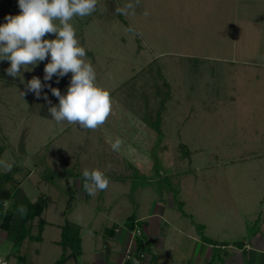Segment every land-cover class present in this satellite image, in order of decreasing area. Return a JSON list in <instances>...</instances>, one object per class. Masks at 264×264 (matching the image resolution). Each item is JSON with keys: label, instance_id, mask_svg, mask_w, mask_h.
I'll use <instances>...</instances> for the list:
<instances>
[{"label": "rangeland", "instance_id": "rangeland-1", "mask_svg": "<svg viewBox=\"0 0 264 264\" xmlns=\"http://www.w3.org/2000/svg\"><path fill=\"white\" fill-rule=\"evenodd\" d=\"M127 3L135 7L119 14ZM20 11L18 0H0V24ZM71 23L112 111L96 130L58 124L48 111L59 103L51 88L66 94L72 74L44 80L50 57L22 70L25 81L40 78L37 96L0 61V161L19 168L30 199H48L42 240L14 252L32 264L54 263L68 219L81 226L83 254L65 264H107L108 254L118 264L123 245L103 231L115 224L127 233L135 214L151 251L167 256L163 264L200 263L197 224L215 244H228L208 261L226 262L264 220V0H99L92 15ZM109 137L123 141L120 151ZM85 168L103 171L107 190L86 194ZM6 171L0 165V175ZM3 239L0 231V264H20L14 255L6 261ZM249 246L242 251L250 254ZM152 252L142 263L161 264Z\"/></svg>", "mask_w": 264, "mask_h": 264}, {"label": "clouds", "instance_id": "clouds-1", "mask_svg": "<svg viewBox=\"0 0 264 264\" xmlns=\"http://www.w3.org/2000/svg\"><path fill=\"white\" fill-rule=\"evenodd\" d=\"M98 2L18 0L20 13L7 15L6 23L0 24V61L10 62L6 73L13 78L20 77L28 91L40 96L44 85L36 76L25 81L22 70L31 71L49 57L44 67V80H51L54 75L63 77L72 74L66 94H62L58 88H51L59 103L52 105L49 102L48 111L58 124L66 122L83 129L96 130L104 125L112 111L110 93L97 83L95 69L90 62H86V50L80 46L71 23L75 17L92 15L97 10ZM134 7V4L127 3L117 12L127 15L128 10ZM127 31L139 35L131 26ZM48 34H54L55 38H45ZM21 94L24 95L23 92ZM106 142L113 151H120L123 144L121 139L113 140L111 137ZM0 165L11 170V164L5 161H0ZM82 187L86 194L95 196L98 191L107 190L109 179L99 169L85 168L82 172ZM26 211L23 205L18 208L21 216Z\"/></svg>", "mask_w": 264, "mask_h": 264}, {"label": "trees", "instance_id": "trees-1", "mask_svg": "<svg viewBox=\"0 0 264 264\" xmlns=\"http://www.w3.org/2000/svg\"><path fill=\"white\" fill-rule=\"evenodd\" d=\"M4 150L5 146H0V157ZM18 170L19 168L14 167L12 170L0 175V231L4 232V239L1 244L4 243L7 246V251L4 255L6 261L11 255H14L20 264H32L27 261L26 255L16 254L14 250L22 246L25 241L34 243L42 240V231L47 224L43 214L48 207V199L44 195L39 196L36 200L30 199L22 185V181L16 176ZM46 173L47 171L44 170L46 179L53 180L56 176L53 172H50V174ZM67 193L71 194V199L73 193L71 186L67 188ZM70 199L68 200V205H70ZM21 205L27 210L23 216L18 212V208ZM182 206L181 203V210L183 211ZM141 224L135 214H132L126 223L127 230L137 237L134 238V247L127 252L123 264H132L137 260H143L149 256V252H152V239L150 240L149 236L144 233ZM196 226L202 240L212 245L213 255H216L215 248H218V245L224 248L227 244L222 241L219 244H215L214 240L205 235V227L202 224H197ZM81 230L79 224L66 219L65 223L61 225V238L56 242L62 246L64 252L61 258L52 264H65L72 256L78 261V258L83 254ZM117 230L118 226L114 224L112 227L106 228L103 231V235L108 239H114ZM236 243L240 244L241 242L235 241ZM154 256L155 254L153 253ZM153 257L151 255L152 259ZM153 260H155V257Z\"/></svg>", "mask_w": 264, "mask_h": 264}, {"label": "crops", "instance_id": "crops-1", "mask_svg": "<svg viewBox=\"0 0 264 264\" xmlns=\"http://www.w3.org/2000/svg\"><path fill=\"white\" fill-rule=\"evenodd\" d=\"M262 224H263L262 227H258L257 229L252 230L253 232L251 233L250 238H248V241H247L246 237L243 239V241H242L243 242V246H241L238 249L239 252H237V254H231V255L227 254L226 257H224L225 258L224 261L226 260V262H223L222 264H264V220H263ZM130 234H131L130 231H128L127 233L125 232L124 234L121 233L120 235L118 233L116 234L114 243H118L121 246L123 245L122 254H120V255L118 254V261H117L118 264H123L124 263V260L126 258V254L129 251L128 249H129V247L131 245V243H130L131 242L130 241ZM166 240H168V238H166ZM251 241L253 243H251ZM196 242H198V241L196 240ZM157 245H159V244H157ZM247 245L248 246L250 245L249 246L250 247V250H249L250 254H248L247 252L242 251L243 248H245ZM205 246H208L207 249H204ZM210 248L211 249L213 248L212 245L211 244H207L206 245L205 242L203 241L202 251L198 252V254H197V257L200 258V263L199 264L207 262L208 258L210 256H212V258L215 260L216 257H215V255L212 254L214 252ZM223 250H225V249L223 248ZM154 254L157 255L156 256L157 258H155V259L159 260L161 262V264H163V261L160 260V257L163 256V257L167 258V256L163 255L164 253H160V257H158L159 256V251L158 250H155ZM219 254L221 255V253H219ZM194 255H195L194 251H190V257L192 258ZM106 259L108 261L107 264H109L110 259H111V255L110 254H108V256L106 255ZM201 259H203V260H201ZM144 261H146V260L145 259L137 260L134 263H136V264H139V263L140 264H145V263H142ZM241 261H242V263H241ZM208 263L212 264V261H208ZM155 264H158V263L155 261Z\"/></svg>", "mask_w": 264, "mask_h": 264}]
</instances>
